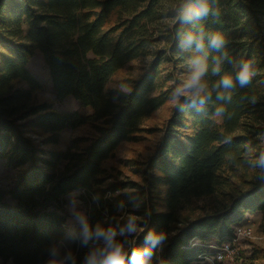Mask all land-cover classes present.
Listing matches in <instances>:
<instances>
[{
  "label": "trees",
  "instance_id": "16d2710c",
  "mask_svg": "<svg viewBox=\"0 0 264 264\" xmlns=\"http://www.w3.org/2000/svg\"><path fill=\"white\" fill-rule=\"evenodd\" d=\"M164 1L0 0V160L16 171L0 188L4 261L103 264L111 230L124 264L150 247V233L164 239L148 264H195L248 213H264V0H207L206 15L197 14L205 0H175L169 12ZM217 34L221 46L211 43ZM36 51L56 99L72 95L92 113L36 100L42 84L27 67ZM137 59H145L140 75L112 85ZM245 63L252 75L241 85ZM170 101L155 152L124 160L139 179L107 167ZM83 126L90 131L60 146L64 130ZM74 190H83L88 217L68 224L65 196ZM239 259L262 264L264 248Z\"/></svg>",
  "mask_w": 264,
  "mask_h": 264
},
{
  "label": "rangeland",
  "instance_id": "374dc122",
  "mask_svg": "<svg viewBox=\"0 0 264 264\" xmlns=\"http://www.w3.org/2000/svg\"><path fill=\"white\" fill-rule=\"evenodd\" d=\"M174 2L175 0H165L163 3L164 11L169 12ZM165 19L167 20L168 18L166 17ZM144 64L145 59L130 61L117 73L112 85H117L118 81L123 77H138L144 68ZM27 67L42 84L41 89L37 90L35 93L36 100L52 102L55 108L62 111L78 110L82 114L92 113L93 110L91 107L81 106L78 100L72 95L66 96L62 101L56 99L50 72L40 51L35 52L29 60ZM173 104L174 102L170 101L146 117L143 126L148 128V130L143 133L142 139L137 142H123L116 150L115 155L105 162V165L109 168L120 169L124 175L139 179V177L131 171V168L125 164L124 160L135 159L144 161L155 152L156 146L161 138V133L157 131V128H160L166 122L171 113ZM89 131L90 129L87 126L64 130L60 136V146L63 148L66 147L71 137ZM15 178L16 171L9 168L4 160H0V188L5 191L8 190L14 183ZM82 193L83 190H74L65 196L66 203L63 213L67 217L68 224L84 222L88 217L86 204L81 198ZM5 199L11 201L8 195L5 196ZM245 222L247 226L252 228L253 235L251 237H243L239 240L238 253L234 259L224 260L226 264H241L239 257L242 255H249L254 245L264 248V225H262V223L264 224V215H253ZM213 248L214 247H211L212 250ZM210 255L212 254L208 255L209 259H211ZM207 262L213 264V262L208 259L195 264H206ZM261 263L264 264V260H262ZM0 264L14 263L11 260L4 261L0 258Z\"/></svg>",
  "mask_w": 264,
  "mask_h": 264
},
{
  "label": "clouds",
  "instance_id": "9594fccd",
  "mask_svg": "<svg viewBox=\"0 0 264 264\" xmlns=\"http://www.w3.org/2000/svg\"><path fill=\"white\" fill-rule=\"evenodd\" d=\"M208 4L207 0L202 3L198 10V15H206L208 13ZM191 39V38H190ZM211 43L215 46H221L225 43V40L222 36L217 34L212 38ZM202 42L198 44V47H202ZM205 71V67H200L197 72L193 75L192 79L190 80L191 84H197L200 81V78L203 76ZM252 75L249 65L245 63L244 67L242 68L239 74V80L241 85H244L249 82L250 76ZM225 86H231V76H226L223 81ZM135 231V228L132 229ZM115 235L114 232L109 230L107 234V241L108 245H110V250L108 251L107 255L104 257L103 264H124L126 253L124 251L123 244H114L112 241V237ZM149 238L151 240V245L149 248H136L132 252L131 257V264H148L149 257L151 256V248H154L156 244H158L161 240L164 239L163 234L152 236L149 234Z\"/></svg>",
  "mask_w": 264,
  "mask_h": 264
},
{
  "label": "built area",
  "instance_id": "2783aa9c",
  "mask_svg": "<svg viewBox=\"0 0 264 264\" xmlns=\"http://www.w3.org/2000/svg\"><path fill=\"white\" fill-rule=\"evenodd\" d=\"M253 235V230L250 226L246 224H239L235 227L234 237L231 240L223 242L220 247H218L215 252L209 256L205 255L204 258L211 260L213 263L215 261H224L227 259H234L238 253L239 240L243 237H251Z\"/></svg>",
  "mask_w": 264,
  "mask_h": 264
},
{
  "label": "crops",
  "instance_id": "0c3cea01",
  "mask_svg": "<svg viewBox=\"0 0 264 264\" xmlns=\"http://www.w3.org/2000/svg\"><path fill=\"white\" fill-rule=\"evenodd\" d=\"M253 215H257V216H258V215H264V213H261V212H258V213H248L247 216H246L245 221H246L249 217H251V216H253ZM245 221H244L243 223L247 224ZM243 223H242V224H243Z\"/></svg>",
  "mask_w": 264,
  "mask_h": 264
}]
</instances>
